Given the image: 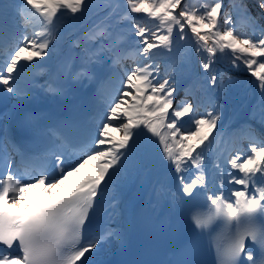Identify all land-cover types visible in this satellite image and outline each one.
Segmentation results:
<instances>
[{"label": "snow or ice", "instance_id": "1", "mask_svg": "<svg viewBox=\"0 0 264 264\" xmlns=\"http://www.w3.org/2000/svg\"><path fill=\"white\" fill-rule=\"evenodd\" d=\"M93 7L92 0H0V93L14 97V107L30 97L37 71L47 67L44 59L62 44L66 52L39 87L63 95L77 84L99 85L91 127H44L33 113L20 116L22 134L49 141L38 155L25 157L7 127L0 134V264H94L104 243H125L122 196L140 178L150 181L153 207L179 210L204 190L206 204L190 207L188 219L197 236L207 235L215 264H264V139L246 125L245 152L224 139L226 126L213 134L222 124L217 93L225 86L219 68L225 60L255 78L252 119L264 125V0L259 19L245 0H229L227 9L224 0L199 6L189 0H99L85 29L68 32L57 23L59 17L78 20ZM241 23L251 35L239 31ZM180 41L192 44L202 74L174 105L175 80L167 69L161 80L160 60ZM106 85L114 86L107 95ZM184 123L192 127L182 130ZM65 156L78 162L66 169ZM109 185L113 195L101 208L98 197ZM98 212L108 216L109 226L86 235ZM217 221L223 228L212 236L207 230ZM194 252V243L185 242L175 264H197L187 258Z\"/></svg>", "mask_w": 264, "mask_h": 264}, {"label": "rangeland", "instance_id": "2", "mask_svg": "<svg viewBox=\"0 0 264 264\" xmlns=\"http://www.w3.org/2000/svg\"><path fill=\"white\" fill-rule=\"evenodd\" d=\"M247 4L250 5L253 9L254 14L257 18H260V9L258 8L259 0H246ZM99 2V0H92L94 7L85 13L84 17L78 20H64L62 25L69 28L70 32H79L85 29L88 24L92 22L96 17L93 13L96 11L95 5ZM189 2L193 6H199L202 0H189ZM120 3L123 4L124 0H120ZM229 4V0H224V4ZM226 9V8H225ZM142 15V14H140ZM235 16V13H234ZM17 23L19 24V18H17ZM246 25V24H245ZM261 25H264V19L261 20ZM247 27L248 34L251 35V28ZM10 46V42H9ZM63 53V50L57 47L55 53H51V59L48 57L44 59V63L47 66L44 70H39L41 75L38 78L39 84L43 85L46 81H49L46 77V72L48 70V66L51 60L58 58ZM196 63H195V62ZM127 66H131L132 62L125 61ZM197 68V70H196ZM220 70L224 73V84L225 86L217 93L218 102L222 105V124L218 123L217 129L214 131V135L216 132L221 131L222 125L224 127V139L228 140L230 143H234L237 149H243L245 152L249 147V140L246 137L249 129L245 127L246 125H251V130L254 135L258 139H264V125H261L257 120L252 119L253 106L256 104L259 93L257 90L256 83L254 82L255 78L250 77V74L244 71L243 67L237 69L233 68L226 60L222 61L219 65ZM165 69H167V75L173 76L175 80V86L177 91L175 93L174 105L179 104L185 98V90L190 87L194 80L200 78L202 74V69L199 67V56L196 54L195 49L192 47L191 43L186 41H180L179 46H176L174 42L173 52L170 56L164 57L160 60V78L161 80L166 77ZM191 77L189 78V76ZM251 81V82H250ZM43 82V83H42ZM171 82V81H170ZM104 91L105 94H109L112 91L113 85H106ZM49 93V92H48ZM54 94L49 93V99L53 97ZM13 97V101H14ZM190 99V97H189ZM16 102H13L15 105ZM201 112L204 111L202 108ZM247 112L248 117H246L244 122H238L240 116ZM95 114V112H94ZM8 115L6 114V109L0 114L1 123L5 122ZM94 117V116H93ZM188 117H185L184 120L188 121ZM93 118L91 119L92 126ZM192 127L190 123H184L182 130H189ZM113 135L119 138L120 133L113 132ZM243 141V142H242ZM247 141V142H246ZM246 142L247 144H244ZM233 154H235L233 152ZM70 160V164L66 166L67 169L69 166H75L78 162L77 156H65ZM18 163V162H17ZM21 169L23 170L24 164H20ZM209 168H211V164H209ZM213 173L210 172V176L212 177ZM210 177L209 184L212 183V179ZM128 190H131V185H128ZM37 189L34 196L39 195ZM136 197V195H134ZM45 201L47 200V196L44 195L43 198ZM130 205L128 200H125L121 205L122 208V220L125 222V226L128 228L129 224V216L133 210L130 209ZM109 226V225H108ZM114 226V224L112 225ZM106 250L108 251L110 248L119 246L116 242H107Z\"/></svg>", "mask_w": 264, "mask_h": 264}, {"label": "bare ground", "instance_id": "3", "mask_svg": "<svg viewBox=\"0 0 264 264\" xmlns=\"http://www.w3.org/2000/svg\"><path fill=\"white\" fill-rule=\"evenodd\" d=\"M90 24H88L89 26ZM65 46L66 45H60V48L65 51ZM195 62V61H194ZM196 63V62H195ZM197 70V68H196ZM49 71H47L48 74ZM191 77V75L189 76V78ZM53 78H54V74H53ZM192 78V77H191ZM43 83V82H42ZM99 86L96 87V90ZM107 87V86H105ZM67 97V92L63 95H57L54 94L53 98L48 100V104H47V108L45 110H41V113H49L52 110H55L57 108L60 107L61 103L64 102L65 98ZM31 99H33V97H31ZM15 102L16 99H14ZM12 102L6 106V114L7 115H11L14 110H13V105H11ZM95 109L91 115V118H89L88 120L85 121L86 125H89V127H91V119L93 118ZM1 121V119H0ZM47 144H49V141L47 140L43 145H42V149H44L43 147L46 146ZM45 151V150H44ZM34 155H38V154H34ZM210 176V173H209ZM211 177V176H210ZM210 181V180H209ZM214 180L212 181L211 184H209V190H213V184H214ZM129 185H131V190L126 189L123 196H122V201H121V205L124 203L125 200H128L130 205V209L131 210H136L139 212V214L143 217V218H153V219H157L158 221H165L166 223L169 222L170 219H172L174 216L177 215V213L181 210H177V209H169L167 206L161 208V207H153V204L155 203L154 197L152 195L151 192V184L149 179H144V178H140V179H136L134 182H131ZM103 186V184H102ZM227 187H231L230 185ZM109 193H110V198L113 195V191H112V185H109L108 188L106 189ZM204 193V190H201ZM38 194H40V190L38 191ZM134 195H136V197H134ZM41 199L43 200V196L41 197ZM125 229L127 230V226H125ZM121 245V244H118ZM109 251H105L103 250L100 255H93L92 258H97L98 260L108 256Z\"/></svg>", "mask_w": 264, "mask_h": 264}, {"label": "trees", "instance_id": "4", "mask_svg": "<svg viewBox=\"0 0 264 264\" xmlns=\"http://www.w3.org/2000/svg\"><path fill=\"white\" fill-rule=\"evenodd\" d=\"M247 1L245 0V3H246ZM225 5V8L227 9V3L226 4H224ZM249 11L252 13V14H254V12H253V9H252V7L249 5ZM233 15H234V13H233ZM259 19V18H258ZM260 23H261V20H260ZM239 31L240 32H242V33H244V34H248V30H247V27H246V25L244 24V23H241L239 26ZM245 144H246V142H245Z\"/></svg>", "mask_w": 264, "mask_h": 264}]
</instances>
